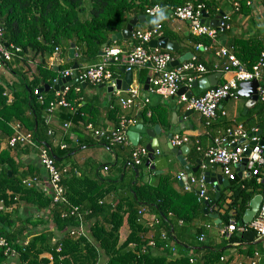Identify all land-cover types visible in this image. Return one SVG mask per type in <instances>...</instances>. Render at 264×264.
<instances>
[{"label":"trees","instance_id":"16d2710c","mask_svg":"<svg viewBox=\"0 0 264 264\" xmlns=\"http://www.w3.org/2000/svg\"><path fill=\"white\" fill-rule=\"evenodd\" d=\"M188 2L203 5L209 20L218 12L217 5L210 0H162L163 10L181 7ZM86 4L90 6L88 13ZM156 5L154 0H0L3 41L21 50L14 54L11 62L3 63L18 83L7 85L0 78V143L8 146L16 135L11 124L17 122L23 134H31L39 147L48 148L58 159H54L55 166L61 175L64 199L68 203L54 204L52 195L22 185L26 175L18 173L19 164L10 152L26 153L30 147L16 143L0 150V233L16 254L8 258L0 252V264L14 259L20 264H99L102 257H105L106 264H239L247 258L254 259L255 254L259 264H264V258L261 261L264 249L261 245H254L255 232L238 227L250 201L257 195L264 198V179L258 181L257 177L250 176L241 180L235 176L209 208L212 214L219 215L220 223L215 226L214 221L204 214L205 204L215 199L214 192H207L208 202H199L194 190L183 196L176 195L170 178L162 179L156 188L141 184L136 179L127 194L120 190L124 179L110 182L73 175L67 177L69 172L60 164L70 159L73 151L55 149L49 141L57 135L50 125L51 114L48 111L51 103L60 101L52 88L62 78L60 73L72 68L73 64L69 61L68 69L59 66V72L49 67L47 60L55 48L82 44L86 50L76 60L77 63L91 61L101 45L112 35L123 31L130 19L145 16L146 11ZM184 38L191 43L193 52H199V46L208 48L211 45L208 38L191 35ZM257 41L234 40L233 47L240 48L237 58L243 64L249 63L248 68L256 64L262 54L263 45ZM197 59L196 62L206 67ZM144 77L145 73L141 75L142 80ZM46 86L50 88L48 91L34 94ZM64 99L69 107H58L52 114L59 109L62 122H71L73 129L86 135L101 133L91 125L93 106L84 105L83 87L75 85L69 88ZM257 107L259 114L264 112V102L259 101ZM120 119L116 121L115 129ZM49 131L53 132V137L48 135ZM195 154L197 152L193 149L189 156ZM28 174L31 178L39 177L32 168H29ZM132 176L134 179L133 173ZM19 203L34 214L22 220L18 211L6 213L7 208ZM72 208H76L77 212L73 214ZM143 208L156 214L154 225L150 228L140 223L138 214ZM45 212L47 215H44ZM125 216L130 233L120 244L119 230ZM199 220L205 223L195 227L194 222ZM48 223L53 228L47 227ZM180 224L186 228L179 230ZM231 224H234L235 231L228 239L221 238V242L216 243L208 236L210 229L206 228L207 225L221 230ZM40 227L43 228L39 230ZM81 227L83 233L79 231ZM187 228L194 230L193 235L186 236ZM148 233L151 236L146 239ZM163 233L167 236L165 241L161 240ZM201 236L204 237L202 241L199 240ZM151 241L155 243L154 247L148 246ZM234 249L242 258L233 260L231 256H226ZM44 255H50L51 261L42 257Z\"/></svg>","mask_w":264,"mask_h":264},{"label":"crops","instance_id":"0c3cea01","mask_svg":"<svg viewBox=\"0 0 264 264\" xmlns=\"http://www.w3.org/2000/svg\"><path fill=\"white\" fill-rule=\"evenodd\" d=\"M210 1L214 2L217 5L218 12L221 11L224 13V15L229 17V29L226 30L223 34L218 35L215 41H211V45L208 48L199 46V52H193L191 49V43L189 41H186L184 38L191 35L188 23L173 19L171 16V9H162L161 13L157 16V20H159L162 24L160 37L177 43L179 46L178 53H173V56L170 54L174 58V60L178 59L186 53H192L194 60L199 58V60H197L203 62L206 65L205 68L208 73L206 74V76L204 75L198 80L209 77L215 73H221L222 77L218 82L219 85L226 81H231L235 77L233 71L224 72V69L229 66V62L226 57L220 54L221 51H227L229 54L234 55L238 60L237 55L240 52V48L233 47L234 40H258L257 42L263 45V50L261 53L264 54V0H244V3L239 4L237 10L234 6L236 3L235 0ZM85 7L86 13H88L90 6L86 4ZM218 12L216 16L218 15ZM216 16L210 17V19L212 20ZM146 29L147 28L144 25L138 23L134 30ZM3 43L4 45L6 44L4 41ZM106 43L101 45L96 57L93 60L84 61L80 64L78 63L79 68L77 70H74L73 68L69 69L74 70V72L78 73L84 71L89 66L101 64L104 62V60H106L108 66L107 70L111 73L113 82L115 83L116 80L123 81L124 75L119 72L121 66L114 63L112 59H104L105 56H101L99 54L101 52H105L107 48H116L120 49L124 55H127L137 45V42L131 38L129 40H121L117 41L116 43H111L105 48L104 46L106 45ZM74 45L76 49L77 60L82 57L86 49L82 44ZM6 47L10 48L14 46L7 44ZM145 47L149 50L152 49L148 45H146ZM56 49L57 52H55ZM69 49L70 46L66 47L65 45L55 48L53 55L47 60L48 66L50 67L51 61L54 58H57L58 66L54 67V69L58 68V71L56 72H59V66H65L66 68L70 61L68 59ZM111 60L113 62H111ZM241 64L244 65L246 69H250L248 68L249 63ZM72 65L73 64H71V66ZM132 72L134 74L133 83L130 87H128L126 91L115 90L114 92L109 93L107 89L109 87L115 88V84L113 86V84L107 82H103V84L98 85H93L90 82L82 83L85 84V86H81V84L79 83L76 84L80 85L84 89V105L88 103L93 106V123L91 125L94 126L97 131L101 132L100 136H95L94 134L86 135L81 131L73 129V125L71 122H62V112L59 109L51 114L49 122L53 130L56 132L57 136H55V138L53 139L50 138V140L47 137L46 138L51 142L55 149L65 145L66 149H70L73 151L70 154V159L64 160L60 164L61 167H66L67 171L69 172L67 177H71L73 175L76 178L84 177L85 179H89L92 181L100 179L110 182H115L117 180L120 181L124 179L122 186L123 188H121L120 190L127 194L130 193V185L134 184V180L136 179H139V182H141V184L156 188L160 185L162 179L170 178L172 191L176 195L183 196L188 194L189 191H197V187L190 184L189 179L188 186L181 185L180 182L177 181L176 177L181 173L185 174V171L167 148L168 143H170L168 140L169 134L184 135L188 137L189 142L187 146L189 147L190 151L184 157V159L191 169H195L197 166H200V174L210 173L223 176L221 168L213 163H210L204 154L207 148L212 144L213 138L216 136V131L241 125L245 130H248L251 133L252 131H256V127L258 124H261V127L262 125H264V112L259 114V108L257 107V104L248 108L246 112H244L247 100L242 99L238 96L237 99H227L220 103L219 107L221 111L225 113V116L211 123L209 127L206 125V121L202 117H200V115L187 110L186 105L180 102L179 97L165 100L159 95L151 93L150 84L149 86H146L147 79H150L152 77L150 66L133 69ZM77 73L75 74L77 75ZM143 73H145V77L142 80L141 75H143ZM0 78L7 85L18 83L16 77L4 67L0 69ZM263 81L264 79L260 82L262 83ZM131 87L137 88L139 92L137 106L124 111L120 108L118 100L128 97L127 92ZM195 90L192 91L193 96H200L202 92L198 89ZM145 99H148L147 103L144 102ZM114 111H116V113H113ZM120 117H125L126 119L134 122L131 127L139 125L140 123L143 124L145 129H153L155 126L159 127V135L156 138L159 146L158 148L153 149L154 160L149 164V166L145 165L147 161L146 159L143 161L141 166L137 168L133 167L131 152L136 147L132 146L128 138V142L125 145H116L110 142L109 136L111 132L114 131V129L117 127V122H119ZM260 120H262L263 123H260ZM63 124H70V127H68V129H64L62 127L64 126ZM11 125L13 128H16V126H18L17 122H13ZM150 143L151 139H149L147 135L142 134L140 135L137 148L146 149V147L149 146ZM197 143H199V146ZM7 147L8 146L6 145V143H0V150H4ZM199 147L200 150H198ZM193 149L196 150L197 154H195L193 157H190L189 154ZM59 150L63 151L61 150V148ZM156 151H158L159 154H156ZM38 153V149L32 148L26 153L22 151L10 152L11 156L15 158L16 163L19 164L18 173H23L24 175H26L24 180L31 179V175L28 174V171L29 168H32L35 171V174H38L39 177H37V179L41 183V186H39V188L37 189L43 190L47 195L48 193L50 194L51 190L48 184L47 174L39 160ZM197 162H199V165ZM250 168L251 166L247 163L245 165V171L242 172L241 177L237 176V169L235 168V176L241 180L248 179ZM134 169L138 170L137 177ZM131 172L134 174V179ZM198 177V174L194 175V178ZM223 178L225 180L227 179L225 176H223ZM225 188L227 187L222 186L220 188V192H222ZM206 189L207 192L212 191L215 193V189L212 184H206ZM225 193L227 195L229 194L228 191H226ZM112 205L111 210L113 209ZM6 210H10V212L18 211L19 215L23 217L22 220L34 214L33 211L26 209L23 204L20 203L15 206H10ZM141 211H143V214H138L140 216V223L143 225V227L150 228L154 225V221L156 220L155 212L148 208H143L141 209ZM10 212L6 211V213ZM44 215H47V213L45 212ZM204 223V220H199L197 222L195 221L193 225L195 227H200ZM48 224L49 225H47V227L53 228L52 224ZM42 228L43 227H40L39 230H41ZM183 228L186 227L181 224L178 226L179 230ZM186 230V236L187 234H189V236L193 235L194 230L192 228H187ZM129 233L130 230L127 225L125 216L123 224L119 230L120 244L125 242V240L129 236ZM57 236H59V234ZM150 236L151 233H148L146 239H149ZM208 236H210L212 241L216 243H220L222 240L219 236V230L216 227H212L210 228V230H208ZM257 241L258 240H256V242ZM258 245H261V248L264 249V242ZM227 248H230V246H228ZM154 253L156 254V251H154ZM226 256H231L233 260L242 258V255L239 254L236 249L228 251V253H226ZM42 257L51 261L50 255H44ZM263 258L264 257L261 256V261ZM3 264L20 263L19 261H17V259H14L6 261ZM99 264H106L105 257H102L100 259Z\"/></svg>","mask_w":264,"mask_h":264},{"label":"built area","instance_id":"2783aa9c","mask_svg":"<svg viewBox=\"0 0 264 264\" xmlns=\"http://www.w3.org/2000/svg\"><path fill=\"white\" fill-rule=\"evenodd\" d=\"M236 10L239 7L241 0H235ZM162 9L156 5L155 7L146 11V16H151L157 20V16L161 13ZM204 12L203 5H194L192 2H188L186 5L171 9V16L173 19L186 22L189 26V31L192 36L198 38H208L211 41H215L218 35L223 34L229 29L227 22L229 17L224 15L221 24L217 28L211 27L208 23L202 22V15ZM159 21V20H158ZM160 22V21H159ZM162 24L159 23L154 30H135L132 33V39L137 42V45L132 49L130 53L124 55L120 49L110 48L106 49V56L104 59H112L114 63L121 67H125L127 71H133V69L144 68L150 66L152 71V77L150 78V91L157 94L165 100L176 98L177 93L181 87L190 88L194 81H197L200 77L207 74L206 68L197 63L194 58L188 62H185L178 67L171 68L170 64L174 61V58L168 52H162L159 49H147L145 46L150 41L155 40L161 36ZM20 52V49L14 47H6L2 41V34L0 32V69L3 67L4 62H11L14 54ZM57 52V49L56 51ZM224 57L227 58L229 66L224 69V72L233 71L235 77L231 81H226L217 85L215 89H209L204 91L200 96L187 98L185 94H182L179 99L181 103L186 105L187 110L192 111L200 115L205 121L206 125L210 127L211 123L217 121L219 118L225 116V113L220 109V103L227 99H237L239 84L243 82L262 81L264 79V54L262 53L259 60L250 69H246L234 55L229 54L227 51H221ZM57 58L51 61L50 67L58 66ZM108 66L106 60L101 64H95L87 67L84 71L75 74L74 70L68 69L61 73L62 78L71 77L77 79L79 84L90 82L93 85L103 84V82L111 83L114 86V82L111 73L107 70ZM73 87V86H72ZM70 86L64 85L62 91L56 92L57 97H60V101L57 103H51L48 113L52 112L58 107H69V104L65 101L64 96ZM259 100L264 102V89L259 86L257 89ZM128 97L118 100V104L122 110H129L137 106L139 99V92L137 88L131 87L128 90ZM35 95H39V91L34 92ZM145 103L148 99L144 100ZM134 122L121 117L120 123L117 129L111 132L109 139L112 144L125 145L127 144V132ZM69 125L65 124L64 129H68ZM19 126H16V135L8 142V146H14L16 143L29 146L32 149H38L39 160L45 169L47 174V180L50 187V194L52 195V202L54 204H66L64 199V190L61 185V175L58 168L55 166V160L52 157L48 149L39 147L33 140L31 134H23ZM90 129V127H89ZM48 135L53 137V132L49 131ZM95 136H100L101 133L95 132ZM243 141V142H242ZM189 142L188 137L184 135H173L170 143L175 148L187 146ZM251 143H255L251 145ZM199 146V143H197ZM61 150L66 149V146H61ZM200 150V147L198 148ZM248 154V164L251 166L249 177H257L258 181L264 179V147L259 145V138L252 136L249 138V134L241 126L229 127L216 131V136L213 138L212 144L205 151V157L210 163L219 166L222 170L223 176L229 181L235 179L234 169L240 165L245 153ZM156 154H159L156 151ZM148 158V152L145 148H135L131 152V160L133 167H139L143 161ZM106 170V169H105ZM184 173L179 174L176 179L181 181L184 177ZM203 174L198 178L194 176L189 178V183L197 187V195L199 202H208L207 189ZM22 185L26 188H39L41 186L40 181L37 178H31L24 180ZM77 209L72 208V213H76ZM143 211L139 212L142 215ZM207 229L212 226H206ZM255 232L256 240L264 239V198L261 202L257 216L252 223L245 226ZM82 232V227L79 229ZM235 231L234 224L219 230V236L224 239H228L231 233ZM83 233V232H82ZM167 236L165 233L161 235V240L165 241ZM204 239L200 237V241ZM154 242H149V247H154ZM0 252H3L5 257H14L16 254L10 249L9 243L6 238L0 233ZM239 264H259L258 255L255 254L254 259H246Z\"/></svg>","mask_w":264,"mask_h":264},{"label":"water","instance_id":"95a60500","mask_svg":"<svg viewBox=\"0 0 264 264\" xmlns=\"http://www.w3.org/2000/svg\"><path fill=\"white\" fill-rule=\"evenodd\" d=\"M161 9H163V3L162 0H154ZM224 16L223 12H219L218 15L212 19L209 20L208 15L203 12L202 15V22L203 23H208L211 27L217 28L220 26L222 18ZM142 24L144 25L148 30L152 31L154 28L160 23L158 20H155L151 16H137L133 17L132 19L129 20L128 24L126 25L125 29L119 33H116L111 36L110 40L106 43L104 46L105 48L110 45L111 43H116L117 41L121 40H129L132 38V33L136 27L137 24ZM7 46V44H5ZM148 46L152 49H159V50H164L170 53H178L179 52V46L177 43L171 42L167 40L166 38L159 37L158 39L152 40L149 42ZM99 55L101 56H106V52H101ZM68 59L70 61H73L72 68L74 70H77L79 68L78 63L76 62V49L75 45L71 44L70 49L68 50ZM193 59V54L192 53H186L179 57L178 59L174 60L170 66L171 67H178L179 65L190 61ZM111 62H113L111 60ZM55 71H58V68H55ZM119 72L124 75V80H116L115 81V88L114 87H109L107 91L109 93L114 92L115 90L117 91H126L128 87H130L133 83V72L132 71H127L124 67H121L119 69ZM222 74L221 73H215L209 77L202 78L198 81H194L190 88L186 87H181L177 93V97H180L182 94H185L187 98H191L193 96V90L198 89L201 92L207 91L209 89H215L218 85L219 80L221 79ZM149 81L150 79H147L146 81V86H149ZM67 86H75L78 84L77 79H72L71 77H65L63 79H60L57 81V83L53 86V91L59 92L62 91L64 88V85ZM264 89V81L261 83L259 81H251V82H243L239 84V91H238V96L242 99H246L247 103L245 105V111L252 107L255 106L258 101H259V96L257 89L259 86H261ZM81 86H85V84H81ZM103 87V86H102ZM50 88L48 86L43 87L41 90H39V93H43L48 91ZM147 135L149 139H151V143L149 146L146 147V150L148 152V158L146 161V166H149L151 162L154 160V148H158V142L156 140L157 136L159 135V127L155 126L153 129H145L143 124L135 125L134 127L129 128L127 132V138L129 142L132 144V146L137 147L139 144V139L140 135ZM255 136L259 138V145L264 147V125L258 124L256 127V131H252L251 134H249V138ZM173 137V134L168 135V140L169 142L171 141ZM243 142V141H242ZM255 143H251V145H254ZM168 150L170 153L176 158V161L181 165V167L185 171V175L180 181L181 185L188 186V179L196 174L201 175L200 173V166H197L195 169H191L184 157L189 153L190 149L188 146H182L180 148H175L171 145V143H168L167 146ZM248 154L249 152L245 153L244 158L242 159L240 165L236 167L237 171V176L241 177L242 172L245 171V165L248 163ZM52 157L55 160H58L54 155ZM199 165V162H197ZM134 172L136 174V177L138 176V170L134 169ZM203 174V173H202ZM10 176V173H8ZM204 180L205 184H212L214 189H215V199L211 203H206L205 204V209H204V214L208 216L209 219L214 221V224L217 226L220 223L219 220V215L218 214H212L210 211V206L213 205L219 198L220 195V188L223 187H228L230 185L229 180H225L222 175H215V174H210V173H204ZM263 200V197L260 195L255 196L249 203L248 209L245 211L242 219L238 222V227L239 228H244L245 226L249 225L250 223L253 222L255 217L257 216V213L259 211L261 202ZM264 242L263 240H258L255 242L254 245H258L260 243Z\"/></svg>","mask_w":264,"mask_h":264},{"label":"rangeland","instance_id":"374dc122","mask_svg":"<svg viewBox=\"0 0 264 264\" xmlns=\"http://www.w3.org/2000/svg\"><path fill=\"white\" fill-rule=\"evenodd\" d=\"M195 92H196V90H195ZM7 212H10V210H6Z\"/></svg>","mask_w":264,"mask_h":264},{"label":"clouds","instance_id":"9594fccd","mask_svg":"<svg viewBox=\"0 0 264 264\" xmlns=\"http://www.w3.org/2000/svg\"><path fill=\"white\" fill-rule=\"evenodd\" d=\"M157 5H158V4H157ZM158 6H159V5H158ZM145 16H146V15H145ZM134 31H135V30H134ZM134 31H133V32H134ZM124 68H125V67H124ZM125 69H126V68H125Z\"/></svg>","mask_w":264,"mask_h":264}]
</instances>
